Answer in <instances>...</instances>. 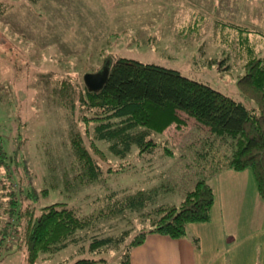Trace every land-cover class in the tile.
Segmentation results:
<instances>
[{
  "label": "rangeland",
  "instance_id": "rangeland-1",
  "mask_svg": "<svg viewBox=\"0 0 264 264\" xmlns=\"http://www.w3.org/2000/svg\"><path fill=\"white\" fill-rule=\"evenodd\" d=\"M262 54L264 0H0V136L8 156L18 148L12 172L0 167V178L15 188L18 180L32 187L38 208L60 201L88 214L103 209L112 191L122 195L152 187L159 188L156 203L178 204L199 178L213 182L215 172L201 156L206 128L180 114L183 122L151 135L158 143L153 153L139 154L133 146L126 157L113 154L109 142L93 140L104 173L100 181L82 183L70 123L85 139L90 135L78 119L82 108L76 105L74 117L61 89H78L84 73L123 56L175 68L252 106L236 82L246 62ZM94 222L80 233L84 238L127 229L132 235L146 225L137 213ZM254 239H262L257 254L264 235ZM87 243L42 253L36 264H69ZM25 257V247H15L0 264H26Z\"/></svg>",
  "mask_w": 264,
  "mask_h": 264
},
{
  "label": "trees",
  "instance_id": "trees-1",
  "mask_svg": "<svg viewBox=\"0 0 264 264\" xmlns=\"http://www.w3.org/2000/svg\"><path fill=\"white\" fill-rule=\"evenodd\" d=\"M108 69L107 79L98 90L88 89L83 82L78 89L63 87L60 91L74 117L76 105L82 108L78 119L86 124L90 135L89 140L85 139L83 130L70 123V148L82 183L100 181L104 173L93 151H98L93 140L109 142L110 151L120 157L130 154L133 146L139 154L153 153L158 143L151 135L172 123L183 122L180 114H184L208 131L206 150L201 156L208 160L211 169H249L257 193L264 199V54L252 56L236 82L252 106L160 64L122 56ZM16 134L14 140L21 133ZM17 151L15 146L13 156H8L0 136V167L7 174L12 172L10 166ZM2 178L0 258L23 246L26 264H36L42 253L53 254L84 240H88L87 245L79 247L77 258L69 264H133L130 251L147 234L186 237L190 224L209 220L215 200L213 186L202 177L178 204L156 203L158 187L122 195L112 191L103 209L82 214L68 202L57 201L38 208L32 187L26 189L18 180L15 188L6 182L7 177ZM128 213H137L146 224L132 235L128 229L118 235L94 234L84 238L80 234L92 229L100 217H126Z\"/></svg>",
  "mask_w": 264,
  "mask_h": 264
},
{
  "label": "crops",
  "instance_id": "crops-1",
  "mask_svg": "<svg viewBox=\"0 0 264 264\" xmlns=\"http://www.w3.org/2000/svg\"><path fill=\"white\" fill-rule=\"evenodd\" d=\"M212 176L215 200L209 220L190 224L186 237L147 234L131 249V263L254 264L258 260L264 264V249L253 253L262 241L254 238L264 235V199L257 193L251 171L223 169ZM254 228L261 230L255 234Z\"/></svg>",
  "mask_w": 264,
  "mask_h": 264
},
{
  "label": "water",
  "instance_id": "water-1",
  "mask_svg": "<svg viewBox=\"0 0 264 264\" xmlns=\"http://www.w3.org/2000/svg\"><path fill=\"white\" fill-rule=\"evenodd\" d=\"M108 66L98 72H86L83 75V82L90 90H98L102 87L108 76Z\"/></svg>",
  "mask_w": 264,
  "mask_h": 264
}]
</instances>
